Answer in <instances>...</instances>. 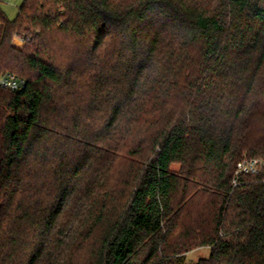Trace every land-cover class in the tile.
<instances>
[{"label":"trees","instance_id":"obj_1","mask_svg":"<svg viewBox=\"0 0 264 264\" xmlns=\"http://www.w3.org/2000/svg\"><path fill=\"white\" fill-rule=\"evenodd\" d=\"M4 73L0 264H264V0H24Z\"/></svg>","mask_w":264,"mask_h":264},{"label":"built area","instance_id":"obj_2","mask_svg":"<svg viewBox=\"0 0 264 264\" xmlns=\"http://www.w3.org/2000/svg\"><path fill=\"white\" fill-rule=\"evenodd\" d=\"M25 85V80L15 73L0 74V88L11 91L20 90ZM264 167V160L261 158L243 159L237 163L232 179L234 187L238 186L244 175H257Z\"/></svg>","mask_w":264,"mask_h":264},{"label":"rangeland","instance_id":"obj_3","mask_svg":"<svg viewBox=\"0 0 264 264\" xmlns=\"http://www.w3.org/2000/svg\"><path fill=\"white\" fill-rule=\"evenodd\" d=\"M23 2L24 0H0V13L2 12L8 18L14 19L17 17L19 13V8L23 4ZM14 42L19 47L25 44L22 38H16L14 39ZM180 167H181L180 164L173 165V168L175 170H179ZM195 214H196V211L194 210L193 215ZM209 254H210V247L203 246V247L195 248L194 250H192L186 255L185 263L196 264L198 261L202 259H207L209 257Z\"/></svg>","mask_w":264,"mask_h":264}]
</instances>
